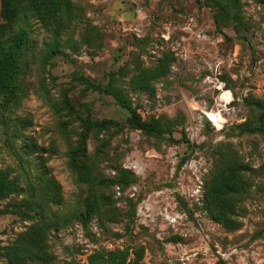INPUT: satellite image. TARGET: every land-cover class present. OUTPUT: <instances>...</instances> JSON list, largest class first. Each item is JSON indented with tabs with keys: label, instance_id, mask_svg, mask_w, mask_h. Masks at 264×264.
<instances>
[{
	"label": "rangeland",
	"instance_id": "374dc122",
	"mask_svg": "<svg viewBox=\"0 0 264 264\" xmlns=\"http://www.w3.org/2000/svg\"><path fill=\"white\" fill-rule=\"evenodd\" d=\"M22 5L19 94L0 95L17 188L0 197V264L24 240L22 264H264V0ZM222 175L238 186L221 196Z\"/></svg>",
	"mask_w": 264,
	"mask_h": 264
},
{
	"label": "trees",
	"instance_id": "16d2710c",
	"mask_svg": "<svg viewBox=\"0 0 264 264\" xmlns=\"http://www.w3.org/2000/svg\"><path fill=\"white\" fill-rule=\"evenodd\" d=\"M22 2L23 0H1L0 4V95L6 94L10 97L11 101L14 99V96H18L19 94L16 82L23 71L24 58L22 59L21 51L28 42V33L25 26H21L22 21L23 23L25 21ZM85 82H88V80L85 79ZM108 92L121 107H129L127 100L118 90L111 86L109 88L108 86ZM111 123V121H104L100 122L98 126L104 129L107 125H111ZM129 123L146 134H161L155 124L141 121L135 113L129 118ZM258 130L264 131L262 128ZM235 179L228 175L220 176L218 180H221L219 186L221 190L218 189V194H228L229 191L234 190L235 186H238V178L235 177ZM14 190H17V188L13 182L8 180V173L0 171V197L8 195ZM216 199L217 201H214V208L216 209V216L219 217L223 215L224 210L227 208L222 200L218 197ZM226 225H229V223ZM15 247L14 252L9 256V264H22L25 258L33 253L32 248H35L27 240L20 242ZM112 260L114 261V258ZM119 261L121 260H117L116 264H123L125 257L121 263Z\"/></svg>",
	"mask_w": 264,
	"mask_h": 264
},
{
	"label": "built area",
	"instance_id": "2783aa9c",
	"mask_svg": "<svg viewBox=\"0 0 264 264\" xmlns=\"http://www.w3.org/2000/svg\"><path fill=\"white\" fill-rule=\"evenodd\" d=\"M213 82H214V85L216 87V90L220 92V95L219 96L221 97L222 94L224 92H226V91H224L223 85L218 81L217 78H214ZM260 95H261V97H262V99L264 101V78L262 80V84L260 85ZM229 96H231V94H229ZM224 102H226L225 106H227V104H230L231 101L230 100H227V101L224 100ZM208 110L209 111H213L214 113H216V115L218 116L217 122H218L219 126H220V124H223L224 117H223L222 111L220 109H217V111H215L213 109H208ZM203 114L206 117V112H204Z\"/></svg>",
	"mask_w": 264,
	"mask_h": 264
},
{
	"label": "bare ground",
	"instance_id": "6f19581e",
	"mask_svg": "<svg viewBox=\"0 0 264 264\" xmlns=\"http://www.w3.org/2000/svg\"><path fill=\"white\" fill-rule=\"evenodd\" d=\"M228 98H229V93H228V91L224 92V93L222 94V96L220 97L221 100H225V101H227ZM206 117H207L208 121H209L210 123H212L214 126H219V124H218V122H217V118H218V116L216 115V113H213V112H207Z\"/></svg>",
	"mask_w": 264,
	"mask_h": 264
}]
</instances>
